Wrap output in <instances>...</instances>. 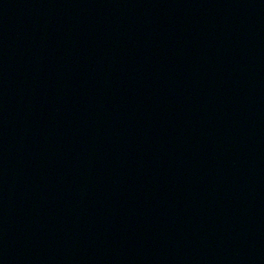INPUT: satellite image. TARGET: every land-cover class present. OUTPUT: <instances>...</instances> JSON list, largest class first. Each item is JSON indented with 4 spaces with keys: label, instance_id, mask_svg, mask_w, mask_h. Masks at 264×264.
I'll return each instance as SVG.
<instances>
[{
    "label": "water",
    "instance_id": "water-1",
    "mask_svg": "<svg viewBox=\"0 0 264 264\" xmlns=\"http://www.w3.org/2000/svg\"><path fill=\"white\" fill-rule=\"evenodd\" d=\"M0 264H264V0H0Z\"/></svg>",
    "mask_w": 264,
    "mask_h": 264
}]
</instances>
